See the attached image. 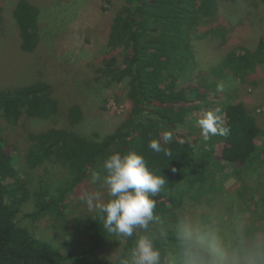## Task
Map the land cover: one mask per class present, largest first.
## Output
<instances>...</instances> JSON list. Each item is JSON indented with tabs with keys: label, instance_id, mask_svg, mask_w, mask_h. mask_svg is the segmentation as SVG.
<instances>
[{
	"label": "trees",
	"instance_id": "1",
	"mask_svg": "<svg viewBox=\"0 0 264 264\" xmlns=\"http://www.w3.org/2000/svg\"><path fill=\"white\" fill-rule=\"evenodd\" d=\"M236 1L123 0L111 19L107 36L110 54L97 69L96 79L106 85L127 84L126 96L131 104L127 116L102 137H86L58 127L29 132L28 144L18 154L24 160L20 165L6 154L0 137V264H95L90 254L108 237L112 247L107 264H119L121 256L127 257L136 234L116 239L121 245L116 252L115 237L105 231L95 212L86 210L84 217L77 218L79 233L75 228L71 236L77 234L79 242L65 251L39 239L37 230L30 232L28 227L36 228L35 224L46 217L56 221L52 217L67 205L76 206L67 197L83 186L94 170H100L108 155L128 151L142 155L148 168L166 180L162 190L152 197L158 219L149 226L161 251L162 264H189L197 253L205 258L225 255L246 264L249 256L264 251V141L258 145L260 136L264 140V131L257 125L252 108L237 97L239 92L256 88L264 63V33L256 47L232 46L205 70L200 67L201 57L192 43L196 38L197 45H201L204 37L211 36L227 45L234 28L247 17L235 19V13L224 14L220 5ZM241 1L240 14L243 9L250 13L249 8L259 7V3L264 6V0ZM0 13L5 14L2 0ZM10 13L17 25L21 50L33 51L39 43V9L27 0H17ZM3 33L0 31V36L4 37ZM227 79L243 87L237 91L233 86V101H222L219 107L230 135L213 136L205 142L201 134H192L196 131L192 120L203 103L213 105L210 100L217 95V84ZM223 92L230 94L225 89ZM60 109L47 82L0 89V120L10 127L22 119H57ZM82 114L79 105L68 108L72 125L82 119ZM176 130H185L187 139L177 137ZM164 131L174 134L167 144L162 139ZM152 139L170 149L172 156L150 149ZM50 162L65 167L64 175L49 172ZM39 168L46 169V175L32 185L26 173ZM230 177H235L242 187L221 193L223 183ZM249 181H254L253 190L249 189L254 195L247 196ZM232 201H238L236 211L231 209ZM220 202L223 206L226 203L221 212L217 211L220 206L212 205ZM248 202L259 212L256 222L246 216L251 207ZM207 206L212 207L211 213ZM226 214L229 218L225 221ZM208 215L214 220L206 221ZM22 220H29L30 225ZM80 247L83 256L72 259Z\"/></svg>",
	"mask_w": 264,
	"mask_h": 264
},
{
	"label": "rangeland",
	"instance_id": "2",
	"mask_svg": "<svg viewBox=\"0 0 264 264\" xmlns=\"http://www.w3.org/2000/svg\"><path fill=\"white\" fill-rule=\"evenodd\" d=\"M2 1L5 2V14L1 15L0 13V18L2 17V21L0 19V31L4 32V37L0 36V89L44 81L51 85L52 96L58 100L61 107L57 119L56 117L22 119L12 127L4 120H0V137L4 140L6 154L10 155L17 165H20L24 160L22 157L20 159L18 154L23 152L28 144V133L46 130L50 127L66 128L91 138H95L97 134L102 137L112 131L131 109V104L126 96L127 84L121 82L106 85L102 80H97L96 76L97 69L102 65L103 60L109 57L108 31L115 10L123 0H111V3L105 0H27L39 9V43L31 52L21 50V39L17 32V25L14 24V19L10 18V7L17 0ZM241 6V0L235 3L223 2L220 5V9L226 15L235 13V19L247 17L242 25L234 28L232 39L231 37L227 38V45H222V42L211 36L204 37L201 45H197V39L193 38V48L201 57L199 61L202 63L200 64L202 70L210 68V64L219 60L222 55L232 49V46L237 45L249 49L258 44L259 39H261L260 36L264 33V6L259 3V7L252 6L251 9L249 8L250 13L243 9L240 14ZM3 12L4 9H2ZM204 29L205 27H201V30ZM260 71L261 73L256 78V88H253L252 91L249 90L248 93L239 92L237 97L252 108L257 125L264 131V63L261 64ZM223 85L229 93L233 86L237 91L243 89L232 79H227ZM222 92L217 91V95L212 96L210 100L213 99L212 106L203 103L202 110L198 112L197 116L194 115L196 117L192 120V125L196 131L192 134H201L197 120L206 111L220 107L222 101H233L231 93L226 96ZM74 105H79L83 114L82 119L72 125L67 115L68 108ZM174 133L179 138L187 139L188 134L185 130H176ZM262 141L264 140L260 136L258 145L263 144ZM47 168L49 172H56L60 175H64L65 172V167L52 162L48 163ZM45 170L41 168L30 169L26 173V177L30 176L31 184L36 185L46 175ZM24 176L23 173L22 177ZM89 179L85 181L83 186H79L74 194L67 197V201L75 203L76 206L67 205L60 214L52 217L56 221L46 217L35 224L37 229L28 227L29 231L37 230L36 235L39 239L52 242L61 251L68 250L72 243H78L77 234L79 232L76 228V220L79 217H84L87 210L80 199V192L85 187L89 191L98 189V185L88 183ZM8 181L11 182L12 180L9 179ZM26 181L29 185V180ZM253 183L254 181L247 182V196L253 194L251 186ZM223 185L224 188L221 193L227 189L235 191L242 187L235 177L228 178ZM251 188L252 190L249 191ZM255 197H257L256 194ZM231 203L234 204L231 209L236 211L238 201ZM248 203L251 207L246 216L252 217L250 221L256 222V218H259V212L256 206H252L251 202ZM222 204L224 203L212 205L220 206L221 208L217 211L220 210L221 212V210L226 209V203L225 206ZM207 209L211 213L212 207L207 206ZM30 210L31 207H29ZM216 214L215 210L214 215L216 216ZM228 218L229 216L226 214L224 220L226 221ZM205 219L208 222L210 219L214 220L209 215ZM24 221L26 225H30L29 220H22V222ZM75 228L77 234L71 236ZM258 236L261 237L260 234ZM113 242L115 251L119 252L121 245L115 238H113ZM106 243L90 254L91 258L94 256L95 264L108 263L111 257L110 248L112 247L109 237ZM81 248L72 254V259L83 256Z\"/></svg>",
	"mask_w": 264,
	"mask_h": 264
},
{
	"label": "clouds",
	"instance_id": "3",
	"mask_svg": "<svg viewBox=\"0 0 264 264\" xmlns=\"http://www.w3.org/2000/svg\"><path fill=\"white\" fill-rule=\"evenodd\" d=\"M216 89L222 92L223 83H218ZM197 124L205 142L213 136L230 135L219 107L206 111ZM173 135L172 131L163 132L165 144L173 140ZM148 146L156 153L172 156L171 150L163 147L157 139L150 140ZM88 183L98 185V189L89 191L87 187L83 188L80 199L90 213L100 215L105 231L117 240L136 234L130 254L121 256L119 264H162L161 251L156 246L149 226L150 222L158 219L154 213L156 201L152 197L165 186V178L151 171L142 155L128 151L108 155L100 170L91 173ZM189 264H239V261L225 255L205 258L197 253ZM246 264H264V251L249 256Z\"/></svg>",
	"mask_w": 264,
	"mask_h": 264
}]
</instances>
